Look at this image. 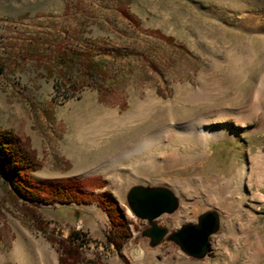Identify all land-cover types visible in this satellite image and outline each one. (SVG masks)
Listing matches in <instances>:
<instances>
[{
  "label": "rangeland",
  "instance_id": "rangeland-1",
  "mask_svg": "<svg viewBox=\"0 0 264 264\" xmlns=\"http://www.w3.org/2000/svg\"><path fill=\"white\" fill-rule=\"evenodd\" d=\"M0 66V128L29 141L42 165L34 179L100 177L105 186L95 193L116 200L132 234L118 253L96 203L23 204L0 179V264H20L17 248L25 264H39L41 252L61 264L56 241L71 231L85 235L81 255L93 264H264L263 116L212 114L246 109L264 86V0H0ZM203 88L216 90L213 102L190 103ZM112 112L139 119L81 145L83 131ZM199 119L210 141L182 164L134 172L123 158L93 167L150 130ZM221 129L227 134L216 138ZM137 185L177 196L178 210L156 220L169 233L217 211L220 229L204 260L140 237L148 223L126 202Z\"/></svg>",
  "mask_w": 264,
  "mask_h": 264
},
{
  "label": "trees",
  "instance_id": "trees-1",
  "mask_svg": "<svg viewBox=\"0 0 264 264\" xmlns=\"http://www.w3.org/2000/svg\"><path fill=\"white\" fill-rule=\"evenodd\" d=\"M3 71L0 66V72ZM76 82L71 83V85ZM41 162L28 140L14 132L0 128V179L23 204H78L96 203L109 218L107 242L120 252L132 234L116 200L107 192H98L105 186L100 177L83 179L36 180L32 176L41 168ZM59 246L61 264H93L86 261L81 250L86 243L85 235L71 231Z\"/></svg>",
  "mask_w": 264,
  "mask_h": 264
},
{
  "label": "bare ground",
  "instance_id": "bare-ground-1",
  "mask_svg": "<svg viewBox=\"0 0 264 264\" xmlns=\"http://www.w3.org/2000/svg\"><path fill=\"white\" fill-rule=\"evenodd\" d=\"M215 91L216 90L213 88H203L200 92H196L194 95L190 96L187 99L190 103L193 102L195 104L201 102L209 103L211 99H209L208 101V98ZM254 97V102L242 111L236 113H229L225 110H220L218 108L219 110L215 109L212 114H215L216 119H222L229 116H233L237 120L243 121L255 115L256 113H261L263 116L262 122L264 123V111H262V108L260 107V102L264 100V86L255 91ZM152 102V108L156 107L159 104V101L154 100ZM207 115L209 117V114ZM138 119V116L133 115L127 120L119 119L117 113L115 112L110 113V115L106 114L102 118L97 120V122L93 125L94 127L85 129L83 131V133L79 137L80 144L89 147L97 145L101 142L103 136H107L115 128H126L127 126L129 127V124L132 125V123L134 121L136 122ZM105 122L110 123H108V126L107 124L104 126ZM100 125L102 128H99L98 130L95 129ZM202 126H204L203 122L201 121V119H199L178 127L171 126L168 127V129L166 130H159V133H155L153 130H150L139 138H137L136 140H134L133 142H131L130 144H127L120 150L116 151L114 154H111L110 156L108 155V157L103 158L102 160H100V162L94 164L93 167H95L96 170L104 169L107 164H110L111 162L115 161L119 162L123 158H126L130 161V166L132 167L134 172L135 170L138 171L140 167H151L155 171H161L167 166H176L182 164L186 161V158L194 156L196 155V153H198V144L200 145V149L206 150L207 144L210 141V137L209 134H207L202 129ZM213 134L215 135V133ZM226 134L227 131L225 129H221L220 132H217L215 137L222 138ZM255 165L257 166V161L255 162ZM11 254L15 259L20 262V264H25L23 252L19 250V248H17ZM38 257L40 261L39 264H49V254L47 255L45 252H41V255Z\"/></svg>",
  "mask_w": 264,
  "mask_h": 264
},
{
  "label": "water",
  "instance_id": "water-1",
  "mask_svg": "<svg viewBox=\"0 0 264 264\" xmlns=\"http://www.w3.org/2000/svg\"><path fill=\"white\" fill-rule=\"evenodd\" d=\"M131 213L140 220L147 221L148 227L141 232V238L149 239V247L159 246L163 240L173 242L181 252L196 260H204L209 254V240L221 225L220 215L215 210L204 212L195 224H184L169 233L161 227L157 219L164 214H172L179 208L180 201L173 191L164 186L132 187L126 196ZM134 260L143 257V251L136 245L131 251Z\"/></svg>",
  "mask_w": 264,
  "mask_h": 264
}]
</instances>
